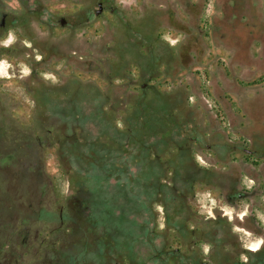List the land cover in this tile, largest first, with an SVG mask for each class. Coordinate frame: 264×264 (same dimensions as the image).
Returning <instances> with one entry per match:
<instances>
[{
  "label": "rangeland",
  "instance_id": "rangeland-1",
  "mask_svg": "<svg viewBox=\"0 0 264 264\" xmlns=\"http://www.w3.org/2000/svg\"><path fill=\"white\" fill-rule=\"evenodd\" d=\"M26 1L32 18L8 28ZM2 14L0 264H264V0H0ZM142 107L172 128L151 155L93 150L105 129L127 143ZM186 165L203 182H171Z\"/></svg>",
  "mask_w": 264,
  "mask_h": 264
},
{
  "label": "trees",
  "instance_id": "trees-1",
  "mask_svg": "<svg viewBox=\"0 0 264 264\" xmlns=\"http://www.w3.org/2000/svg\"><path fill=\"white\" fill-rule=\"evenodd\" d=\"M26 2H24L25 5H24V8L21 11V13L19 15L14 16L13 18H11L8 21V28H12V27H16V26H20V27L24 26V24H26L30 20V18H32V15L34 13H33V11L30 10L29 6L27 5L28 2L27 3ZM33 2H36V0H30V3H33ZM0 22H1V20H0ZM5 22H6V20H5ZM261 79L262 78L254 80V81H252V83L254 84V83L260 82ZM143 107L140 110V114L141 115H139V117L141 116V119L139 120V122L137 123L138 116H134V118H136L135 123H134V125H132L130 127V129L127 130L128 141H127V143L125 142L126 144L119 142V137L122 134L120 129L116 130L117 131V137L112 135L110 133V131H108V129H105V130L101 131V134H97L96 138L93 139V141L91 142V145L93 144V146H94L93 150L94 151L95 150H101V149L103 150L104 148H107V151H106L107 161L113 159V161H112L113 164H116L117 160L121 156L120 154L117 155V156L113 155V152L114 151H119L121 148H123L124 149L123 151H125L128 145L130 147L133 146L132 148L144 149V150L147 151L146 155H151L153 153L152 152V147H151L152 145L149 146L148 144H146V141H149L150 134H156L158 132L161 135L162 134L163 135H168V134H170L172 128L169 127V124L168 125L165 124V126L163 127L161 132L158 129L157 121L160 120L161 118H163V116H165V113H166V112H163V114H162V109L163 108H161V110L158 111L160 113V116L158 118H156L154 116V117L151 118L152 122H150L148 124H144L141 121L142 117H143V115H142V112L144 110ZM149 108H150L149 109L150 112L151 111H153V113L156 112V110L154 111V109H152L151 107H149ZM102 136L104 137V140H106V139L107 140L106 141L100 140V138ZM88 155L89 154H87L86 156H88ZM89 157L100 158L99 155H96V154H94L92 152H91V156H89ZM184 167L185 168H182V170L179 167L178 168H174L173 174H172V177H171L172 178L171 182H173V179L176 177V178H179V179H181V180H183L185 182H189L191 184V188H193L195 182H203L204 178L206 177L205 173H207L208 169H205V168H202V167H199V166L195 167V166H192V165H186ZM202 171H203V173H202ZM152 172L154 174L153 170H152ZM201 173H202V175H201ZM78 176L80 178H82V180L86 179V177H84L85 175H78ZM163 186H165V184H160L159 185V187H158L159 192L158 193H160V192L162 193ZM169 187L172 188V189L175 188V186H173V185H171ZM175 190H178V189L175 188ZM240 193H241V191H239V193H236V194H231V195H229V197L230 198L236 197ZM76 198L82 203L84 212L90 211V209L92 208V207H90V205H92L93 202L96 203V205L99 204V202L95 199L96 196H94L93 192L91 193V192H89V191H87V190H85V189H83L81 187L77 190ZM99 201H100V203L102 205L105 203L104 201H101V200H99ZM161 204L164 205L163 202ZM108 212L111 214L110 211H108ZM106 215H108V214H106ZM94 221L98 222V223H102L103 226L105 227L107 224L110 223L111 216L108 215L106 217L105 214H100L99 217L96 218ZM105 246H106L105 249H107L109 245L105 243ZM114 254L117 255L116 257L124 258V253L114 252ZM101 255L104 256V254H101ZM127 261L130 262V260L128 258H127Z\"/></svg>",
  "mask_w": 264,
  "mask_h": 264
},
{
  "label": "water",
  "instance_id": "water-1",
  "mask_svg": "<svg viewBox=\"0 0 264 264\" xmlns=\"http://www.w3.org/2000/svg\"><path fill=\"white\" fill-rule=\"evenodd\" d=\"M97 5H98V9L95 12L96 14L100 13L102 10V3L98 2ZM58 21H59L60 25H64L66 23V19L64 17H60ZM4 23H5V14H2L0 25L2 26V25H4Z\"/></svg>",
  "mask_w": 264,
  "mask_h": 264
},
{
  "label": "bare ground",
  "instance_id": "bare-ground-1",
  "mask_svg": "<svg viewBox=\"0 0 264 264\" xmlns=\"http://www.w3.org/2000/svg\"><path fill=\"white\" fill-rule=\"evenodd\" d=\"M249 248H250V249L252 248V250H257V248H254V247H252V246H251V247H249Z\"/></svg>",
  "mask_w": 264,
  "mask_h": 264
}]
</instances>
